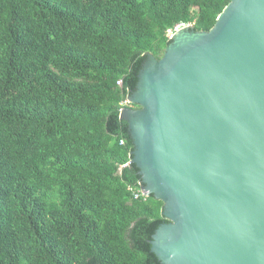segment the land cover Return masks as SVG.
<instances>
[{
	"label": "trees",
	"instance_id": "trees-1",
	"mask_svg": "<svg viewBox=\"0 0 264 264\" xmlns=\"http://www.w3.org/2000/svg\"><path fill=\"white\" fill-rule=\"evenodd\" d=\"M228 3L0 0V264H161L120 111L168 30L208 32Z\"/></svg>",
	"mask_w": 264,
	"mask_h": 264
},
{
	"label": "water",
	"instance_id": "water-1",
	"mask_svg": "<svg viewBox=\"0 0 264 264\" xmlns=\"http://www.w3.org/2000/svg\"><path fill=\"white\" fill-rule=\"evenodd\" d=\"M208 31L148 53L120 111L161 264H264V0H228ZM139 106V108H135Z\"/></svg>",
	"mask_w": 264,
	"mask_h": 264
},
{
	"label": "built area",
	"instance_id": "built-area-1",
	"mask_svg": "<svg viewBox=\"0 0 264 264\" xmlns=\"http://www.w3.org/2000/svg\"><path fill=\"white\" fill-rule=\"evenodd\" d=\"M193 26V23L191 24H186V23H180L178 25H176L173 29L171 30H168L167 32V36L169 37V39L172 37L173 33H175L176 31L182 29V28H189ZM118 85H120V82H117ZM125 104L128 103V101L126 100L124 102ZM122 143V142H121ZM133 194H134V197L135 198H138L139 196L141 197H146V195L144 194V192L142 191L141 187H140V190L139 191H133Z\"/></svg>",
	"mask_w": 264,
	"mask_h": 264
},
{
	"label": "clouds",
	"instance_id": "clouds-1",
	"mask_svg": "<svg viewBox=\"0 0 264 264\" xmlns=\"http://www.w3.org/2000/svg\"><path fill=\"white\" fill-rule=\"evenodd\" d=\"M127 104H129V103H127ZM128 107H130V106H128Z\"/></svg>",
	"mask_w": 264,
	"mask_h": 264
},
{
	"label": "rangeland",
	"instance_id": "rangeland-1",
	"mask_svg": "<svg viewBox=\"0 0 264 264\" xmlns=\"http://www.w3.org/2000/svg\"><path fill=\"white\" fill-rule=\"evenodd\" d=\"M128 105V104H127ZM131 106V105H130ZM132 107V106H131Z\"/></svg>",
	"mask_w": 264,
	"mask_h": 264
}]
</instances>
